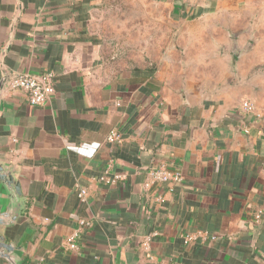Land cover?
<instances>
[{"label": "crops", "instance_id": "0c3cea01", "mask_svg": "<svg viewBox=\"0 0 264 264\" xmlns=\"http://www.w3.org/2000/svg\"><path fill=\"white\" fill-rule=\"evenodd\" d=\"M17 19L5 66L56 81L2 98L23 264H264V0H0L1 49Z\"/></svg>", "mask_w": 264, "mask_h": 264}, {"label": "water", "instance_id": "95a60500", "mask_svg": "<svg viewBox=\"0 0 264 264\" xmlns=\"http://www.w3.org/2000/svg\"><path fill=\"white\" fill-rule=\"evenodd\" d=\"M17 22L18 19L15 20L12 27L8 44L1 50L0 54V111L4 91L10 82L20 75L12 73L5 66V59L13 43ZM24 208L25 197L17 172L0 162V264L24 263L23 251L26 248L27 239L24 238L17 243L10 240L8 236V231L16 226Z\"/></svg>", "mask_w": 264, "mask_h": 264}, {"label": "built area", "instance_id": "2783aa9c", "mask_svg": "<svg viewBox=\"0 0 264 264\" xmlns=\"http://www.w3.org/2000/svg\"><path fill=\"white\" fill-rule=\"evenodd\" d=\"M0 48V54H1ZM56 81L52 73H43L38 75L32 74H21L18 78L12 80L9 84V87L12 90H20L25 93L27 96L28 102L33 107H43L46 106L52 95L55 93ZM242 110L245 113H254V107L252 103L245 102L242 106ZM107 141L109 143H121L123 141V135L118 131H112L108 136ZM151 175L153 177V182L156 184L164 183H182L183 178L180 172L174 171L167 164H161L151 170ZM123 179L121 175H111V171L108 169L100 177V181L106 184H114L117 180ZM150 185L147 184L146 187ZM86 192H82L80 195L81 201H85ZM81 227L87 228L90 226V223L87 221L80 222ZM78 236H72L68 243L69 247L72 250L78 251V246L75 242ZM191 237H188L187 241H190Z\"/></svg>", "mask_w": 264, "mask_h": 264}, {"label": "rangeland", "instance_id": "374dc122", "mask_svg": "<svg viewBox=\"0 0 264 264\" xmlns=\"http://www.w3.org/2000/svg\"><path fill=\"white\" fill-rule=\"evenodd\" d=\"M115 12H116V11H115ZM116 13H117V12H116ZM112 16H113V15H111L110 18H111ZM111 19H112V18H111ZM11 232H12V231H9V232H8V236H9V237H14L15 235H14V234H11Z\"/></svg>", "mask_w": 264, "mask_h": 264}]
</instances>
